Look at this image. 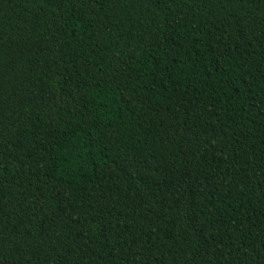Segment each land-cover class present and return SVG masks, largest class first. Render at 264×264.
<instances>
[{"label": "trees", "instance_id": "trees-1", "mask_svg": "<svg viewBox=\"0 0 264 264\" xmlns=\"http://www.w3.org/2000/svg\"><path fill=\"white\" fill-rule=\"evenodd\" d=\"M0 264H264V0H0Z\"/></svg>", "mask_w": 264, "mask_h": 264}]
</instances>
